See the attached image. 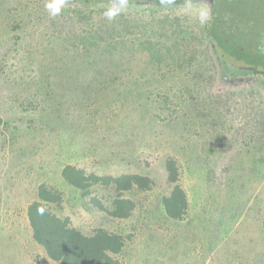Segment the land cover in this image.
I'll list each match as a JSON object with an SVG mask.
<instances>
[{"label":"rangeland","instance_id":"obj_1","mask_svg":"<svg viewBox=\"0 0 264 264\" xmlns=\"http://www.w3.org/2000/svg\"><path fill=\"white\" fill-rule=\"evenodd\" d=\"M33 1L0 0V264H57L32 240L26 217L40 183L62 192V208H54L84 233L104 227L123 234L121 264H264V140L252 135L264 107L246 90L210 97L213 79L205 72L194 84L183 65L190 40L197 46L193 64L208 67L200 37L205 23L198 19L206 7L155 16L169 19L158 27L185 28L187 40L172 47L176 39L162 36L157 48L164 61L152 63L141 46L136 54L120 46L106 53L100 44L76 56L55 30L68 15L50 17L45 0ZM256 1L219 0V8L225 14ZM151 20L140 15L141 35ZM167 158L176 161L188 195L180 221L155 210L157 197L170 190ZM66 163L99 174L148 175L151 211L135 190L125 193L137 201L126 219L75 200L60 174ZM95 194L107 199L103 190Z\"/></svg>","mask_w":264,"mask_h":264},{"label":"trees","instance_id":"obj_2","mask_svg":"<svg viewBox=\"0 0 264 264\" xmlns=\"http://www.w3.org/2000/svg\"><path fill=\"white\" fill-rule=\"evenodd\" d=\"M107 1L109 0H67L64 5L61 14L68 17H65L63 25L59 26V24L55 30H59V34L62 35L60 40L71 50L73 49L76 56L79 54L83 56L81 49L99 50L100 44L104 45L106 53H112L113 49L120 46L123 52L132 51L136 54L141 46V52L151 55L152 60H156L152 63H156L163 60L160 57V48H157L162 36L166 35L167 40L176 39L172 47H176L179 42L178 47L181 45L180 41L187 40L185 28L181 26L177 32H173L176 29L173 24L168 27L164 25L158 27L157 22L169 21L168 16L166 19L157 18L155 21V16L160 11L176 8L171 5L173 3L162 6L160 0H153L155 6H129L126 12L108 21L102 16L103 10L108 5L101 4ZM33 2L39 3L40 0ZM45 11L48 13L46 8ZM145 14L152 20L143 26L145 33L141 35L140 15ZM166 28H170L171 31L167 32ZM161 32L163 33L160 34ZM176 33L179 36L174 37ZM200 37L203 53L208 60L207 71L203 66L200 67V64H193L197 56V46L189 40L186 47L191 50V55L183 60L185 69L191 71L186 75L188 80H195L194 84H197V75L202 76L206 72L207 76L204 79H213L208 89L210 97L237 96L246 90L250 94H256L264 107V0L225 14L220 11L219 0H214L211 18L203 25ZM165 53L170 59L172 52L166 48ZM164 67L171 66L166 64ZM194 72L197 73L191 75ZM228 75L246 76V78L238 77L243 79L244 83L236 89L219 86L218 82L228 79ZM211 110L212 106L207 111ZM215 120L221 124V118ZM252 135L257 142L264 140V119L256 123L254 128L252 127ZM259 146L262 147L263 144L259 143ZM165 168L170 190L157 197L155 210L166 219L180 221L188 213V195L179 184L176 161L167 158ZM60 174L74 194L75 200L87 199L86 205L90 203L93 208L104 212L108 217L126 219L132 215L137 208V201L125 196V193L133 190L140 193V204L149 207L147 192L152 189L154 181L138 171L99 174L88 172L76 164L66 163ZM100 190L105 191L106 200L95 194ZM62 200L60 190L46 183H40L36 188L35 198L26 207L32 240L43 249L46 257L57 264H121L117 257L124 250L126 237L104 227H95L90 233H84L71 223L68 216L57 213L54 207L61 210ZM147 211L150 212L151 208ZM260 226L264 233V204Z\"/></svg>","mask_w":264,"mask_h":264},{"label":"clouds","instance_id":"obj_3","mask_svg":"<svg viewBox=\"0 0 264 264\" xmlns=\"http://www.w3.org/2000/svg\"><path fill=\"white\" fill-rule=\"evenodd\" d=\"M67 0H45V8L50 17H56L61 14ZM173 0H160L162 6L172 3ZM130 0H109V5L106 7L102 16L108 21L114 20L116 17L126 12L129 8ZM210 18V12L207 9H201L198 13V19L201 24L206 23Z\"/></svg>","mask_w":264,"mask_h":264},{"label":"water","instance_id":"obj_4","mask_svg":"<svg viewBox=\"0 0 264 264\" xmlns=\"http://www.w3.org/2000/svg\"><path fill=\"white\" fill-rule=\"evenodd\" d=\"M172 3L173 4L171 5L173 7H181V6H187V5H203L210 12V18H211L214 0H186L184 2L174 1ZM101 4L109 5V1L101 2ZM129 6L151 7L155 5H154L153 0H138V1H130ZM218 83H219L218 84L219 86H226V87H230V89H236V87H240V85H243L244 81L243 79H238V78L236 79H226L225 78L224 81H221V83L220 82Z\"/></svg>","mask_w":264,"mask_h":264},{"label":"flooded vegetation","instance_id":"obj_5","mask_svg":"<svg viewBox=\"0 0 264 264\" xmlns=\"http://www.w3.org/2000/svg\"><path fill=\"white\" fill-rule=\"evenodd\" d=\"M238 77H243V76L228 75V79H236V78H238ZM243 78H246V76L243 77Z\"/></svg>","mask_w":264,"mask_h":264}]
</instances>
